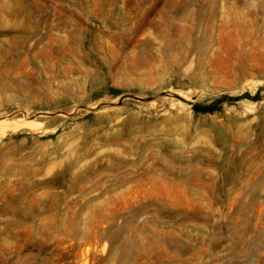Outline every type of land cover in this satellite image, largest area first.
Here are the masks:
<instances>
[{
    "label": "rangeland",
    "instance_id": "1",
    "mask_svg": "<svg viewBox=\"0 0 264 264\" xmlns=\"http://www.w3.org/2000/svg\"><path fill=\"white\" fill-rule=\"evenodd\" d=\"M0 264H264V0H0Z\"/></svg>",
    "mask_w": 264,
    "mask_h": 264
},
{
    "label": "bare ground",
    "instance_id": "2",
    "mask_svg": "<svg viewBox=\"0 0 264 264\" xmlns=\"http://www.w3.org/2000/svg\"><path fill=\"white\" fill-rule=\"evenodd\" d=\"M28 123H30V122H28Z\"/></svg>",
    "mask_w": 264,
    "mask_h": 264
}]
</instances>
